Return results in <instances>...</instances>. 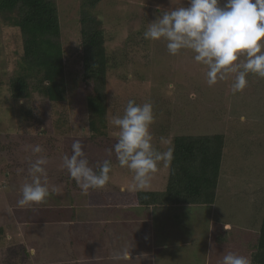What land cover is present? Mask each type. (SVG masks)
Returning <instances> with one entry per match:
<instances>
[{"label": "rangeland", "instance_id": "rangeland-1", "mask_svg": "<svg viewBox=\"0 0 264 264\" xmlns=\"http://www.w3.org/2000/svg\"><path fill=\"white\" fill-rule=\"evenodd\" d=\"M79 2L80 0H57L63 40L65 44L72 45L71 50L77 44L79 36L77 25ZM141 2V0H103L95 11L99 19L104 22L106 30L108 29L106 54L110 60V69L105 87L106 129L105 136L94 140H91V136L84 131V137L79 139L83 151L89 165L93 167L105 157L116 158L114 153L111 155L108 153L116 143L118 132L110 121L114 116L123 115L129 100H134L137 104L151 102L153 105V112L158 115L154 116L150 132L153 137L152 144L158 151L166 150L168 142L164 138L171 139L175 135L198 136L222 133L225 136L227 150L224 158V175L220 181L221 191L217 198L218 209H215L214 216L220 220V231L234 233L230 238V251L249 258L251 253L249 240L246 237L242 241L237 236L243 232H249L253 236L250 231L259 228L254 222V217L258 215L256 208L264 196V79L249 74L247 86L236 93H233L231 88L232 74H229L227 79L218 80L215 85L209 86L205 75L206 67L193 60L191 51L182 50L173 56L167 51L166 41L145 40L143 33L138 36L137 32L142 28L143 15L151 12L135 5ZM153 2L159 5L164 3L163 6H170L171 9L187 6V0H153ZM223 2L224 0H221V4ZM150 3H152L150 0H146L140 5L151 7ZM9 41L14 48H20L21 40L16 29L2 30L0 26V81L8 78L14 66L7 63L8 58L12 57L11 49H8ZM70 58L74 59V56ZM72 77L73 75L66 77L64 103L52 104L37 93H34L30 100L19 103L20 112L16 114L19 119L26 112H30L32 118L35 117L34 122L31 120L22 124L20 134L34 135L38 130L41 133L45 131L48 136L55 139L57 136H71L72 130H78L71 118L79 111L83 113L84 105L81 88ZM16 116L11 120L6 119L7 123L17 124ZM5 135L7 134L0 132L1 143L5 138H13ZM160 135L163 138L156 141V136L160 138ZM77 136L73 139L67 137L60 144L57 139L49 150L45 140L36 144L29 143L26 146L18 143L22 150L10 159H5V155L0 153V200L3 201L0 208V226H7L4 236L15 237L16 241L20 240L28 246L30 259L26 264H146V253L154 245H159L158 242H165V251L169 249V252L174 254L173 259L169 257L168 261H163L165 264H221L224 248L220 249L219 245H215V250L207 256L202 254V251L206 250L202 245L198 246L200 250L196 244L190 249L185 247L177 249V245L186 234L172 232V228L169 231V228L177 226V223L182 225L184 220L182 218L187 217L189 210L179 214L175 209L176 212L170 223L166 217L163 218L165 212L157 207L137 209L136 212H141L137 222L139 225L133 226V232L128 233L123 229L118 231V228L125 227V225L119 226L122 225L120 222L122 218L117 221L118 217L115 214H105L97 208L89 207L87 193L91 189L84 194L62 166L63 157L71 155V146L75 140H78ZM37 144L41 145L44 151L33 154L27 146ZM41 156L46 157L47 163L43 166L46 174L40 179L48 187L49 195L42 203L18 206L17 201L21 198L22 186L31 183L33 179L29 172L30 164ZM161 170L158 167L157 172L151 174L149 182L152 184L151 189L159 190L155 185L162 178L161 173L159 174ZM109 176L112 174L109 173ZM116 182L113 183L109 179L110 184L114 185ZM124 182L129 184L132 180L125 176ZM109 183L103 189L109 188ZM36 204L47 207L50 213L46 218L47 222L35 227L38 222L36 221L32 223L34 229L26 228L27 212ZM125 211L119 212L120 217ZM197 215L204 223L200 222L199 226L208 228L205 224L210 221L207 210L192 209L189 214L190 222L194 221ZM35 219L40 223V218ZM107 223L110 225L106 229L109 235L108 243L89 240L88 237L84 240V244L73 242V238L84 239L87 233L92 237L94 235L98 237L101 228ZM165 227L164 233L159 231V228L164 230ZM145 229L144 234H147L141 238L143 241L141 246L139 245L141 252L137 254L131 249V243L137 241L133 239L134 234H142ZM151 229L158 236L157 239L151 238ZM3 239H0V264H15L16 260L10 258L11 255L2 254ZM236 241L241 244L236 245ZM125 249L130 250V259L131 256L135 258L131 260L114 258L116 253ZM153 263L157 264L155 261Z\"/></svg>", "mask_w": 264, "mask_h": 264}, {"label": "trees", "instance_id": "trees-1", "mask_svg": "<svg viewBox=\"0 0 264 264\" xmlns=\"http://www.w3.org/2000/svg\"><path fill=\"white\" fill-rule=\"evenodd\" d=\"M102 1L80 0L77 16L79 36L77 44L71 50L72 45L65 44L63 40L57 0H0L1 29H16L21 40L20 48H17L18 51L10 41L8 42L10 45L8 49H11L12 57L8 58L7 63L9 65L14 64V66L9 72L8 78L5 81H0V132L7 134L6 137H13L8 138L9 140L5 138L2 143L0 142V153L5 155V159H10L11 156L20 153L22 147L18 143L26 146L29 143L36 144L40 143L41 140H45V143L49 145V150L52 149L57 139L58 144H60L67 137L73 139L78 135L79 140L84 137L85 133L91 136V140L105 136L107 116L105 87L110 69V60L106 54L108 29L106 30L104 22L95 14ZM141 1L140 4L146 2V0ZM150 1L152 2L150 3L151 7L150 5L148 7L135 4L142 9L146 8V11H151L143 15L142 28L137 32L138 36L146 30L149 22L155 20L160 11L171 9L170 6H163L164 3L159 5L153 0ZM160 41L165 42L164 40ZM71 56H74L75 60L71 59ZM73 63L74 65H72ZM68 75H73L72 80L79 84L82 91L84 111L83 113L79 111L74 116L75 118H71L72 123H75V128L78 130H72L71 136H57L55 139L48 136L45 131L42 133L36 131V128L34 135L33 133L32 135L28 133L20 134L22 124L31 120L34 122L35 117L32 118V114L26 112L19 119L16 116L20 112L19 103L30 100L34 93L41 95L52 104L64 103L66 100V77ZM153 114L154 116L158 115L155 112ZM15 116L17 124L7 123L6 119L10 118L11 120ZM162 138V135H160V138L156 136V141H160ZM224 139L225 136L222 133H209L198 136L175 135L171 139L164 138L168 142L166 143V150L172 145L174 146V153L170 166L165 167L163 162L159 163L158 167L162 169L159 174L161 173L162 178L155 185L159 190L151 189L152 184H148L143 190H133V173L127 167H120L115 157H105L102 162L105 159L111 161L110 173L112 176H110V180L113 183L114 181L117 182L114 185L108 182L109 188L107 189H91L87 193V205L91 208H97L105 214H115L118 217L117 221L122 218L123 220L120 221L122 225L119 226L125 225V227L118 228V231L123 229L128 233L129 231L133 232V226H136L140 219L141 212H136L137 209L157 207L165 212L163 218L166 217L170 223L176 210L178 213L189 210L187 217L182 218L183 221L178 219L183 222L182 225L176 222L177 226H170L169 228V231L172 228V232L178 231L186 234L187 238L184 236L185 240H180L177 249L183 247L190 249L193 244H196V247L202 245L206 249L202 251V254L207 256L215 250V245H219L220 249L221 247L224 248L222 251L225 255L231 252L229 244L234 233L220 231V220L214 216L215 209H218L217 198L221 191L220 181L224 175V158L227 150V148L225 149ZM123 176H127L132 182L129 184L124 182ZM0 201L1 208L3 201ZM192 209L207 210L210 221L205 224L208 225V228L204 229V227L199 226L202 221L199 215L194 221L190 222L189 214ZM168 210H170L169 214ZM256 210L258 215L254 217V222L259 228L250 231L253 236L249 232H243L237 237H240L242 241L246 237L249 240L251 264H264V196ZM123 211H125L124 215L120 217L119 212L123 213ZM196 213L199 214V212ZM49 214L47 207L37 204L32 206L27 212V220L24 219L26 228L34 229L40 227L38 226L40 224H46V218ZM59 215L62 214L59 213ZM36 217L41 219L40 223L39 220L35 219ZM43 217L45 218L43 219ZM36 221H38L37 226L33 227L34 224L32 223ZM211 225L213 226L212 229ZM103 227L98 237L95 235L92 237L90 233H87L84 239L73 238V242L84 244V240L88 237L89 240L108 243L109 235H107L106 229L110 225L107 223ZM26 228H23V230H26ZM5 229H7V226H0V239L4 238L2 241V244H4L2 254L11 255L10 258L16 260L15 264H26L30 259L28 246L20 240L16 241L17 238L15 237L4 236V232H7ZM186 229L191 231L188 232ZM145 231L146 229L142 234H139L140 236L134 234L133 239H137V241L131 243V249L137 254L141 252L139 248L143 243L141 238L147 234H144ZM159 231L164 233L166 227L164 230L159 228ZM169 231L168 233H170ZM150 236L153 239L158 237L154 234L153 229L150 230ZM158 243L159 245H154L146 253V264H155L154 261L157 264H165L163 261H168L169 257L173 259L174 254L169 252V249L168 251L164 249L166 243ZM240 244L236 241V245ZM134 258L135 256H131V259Z\"/></svg>", "mask_w": 264, "mask_h": 264}, {"label": "clouds", "instance_id": "clouds-1", "mask_svg": "<svg viewBox=\"0 0 264 264\" xmlns=\"http://www.w3.org/2000/svg\"><path fill=\"white\" fill-rule=\"evenodd\" d=\"M146 40L166 41L170 55L182 50L193 53V60L206 67L209 86L218 80L233 76V93L242 91L247 77L254 74L264 78V0H187V6L160 11L143 32ZM243 57V59H241ZM23 102V101H21ZM154 121L151 102L137 104L129 100L123 115L112 117L110 123L118 129L116 143L108 150L115 154L120 167L133 173V190L145 189L158 164L170 166L174 146L158 151L152 144L150 125ZM33 154L44 151L41 145L27 146ZM46 157L30 164L31 183L21 189L18 206L42 203L49 195L48 187L41 182L45 175ZM65 168L81 191L104 188L109 182L111 161L105 159L90 166L79 140L71 146V155L63 157ZM117 260H131L130 250L115 254ZM221 264H251L248 257L233 252L223 256Z\"/></svg>", "mask_w": 264, "mask_h": 264}]
</instances>
